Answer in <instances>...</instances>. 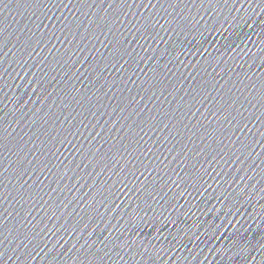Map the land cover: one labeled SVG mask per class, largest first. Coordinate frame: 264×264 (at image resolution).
<instances>
[{
	"label": "water",
	"instance_id": "1",
	"mask_svg": "<svg viewBox=\"0 0 264 264\" xmlns=\"http://www.w3.org/2000/svg\"><path fill=\"white\" fill-rule=\"evenodd\" d=\"M0 264H264V0H0Z\"/></svg>",
	"mask_w": 264,
	"mask_h": 264
}]
</instances>
